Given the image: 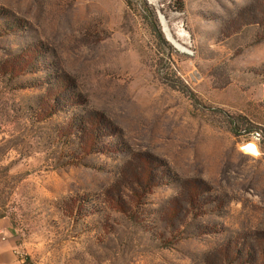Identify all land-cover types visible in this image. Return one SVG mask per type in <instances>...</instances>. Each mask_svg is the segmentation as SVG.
<instances>
[{
    "label": "rangeland",
    "instance_id": "obj_1",
    "mask_svg": "<svg viewBox=\"0 0 264 264\" xmlns=\"http://www.w3.org/2000/svg\"><path fill=\"white\" fill-rule=\"evenodd\" d=\"M144 1L181 49L142 0H0V218L25 264H264V0Z\"/></svg>",
    "mask_w": 264,
    "mask_h": 264
},
{
    "label": "crops",
    "instance_id": "obj_2",
    "mask_svg": "<svg viewBox=\"0 0 264 264\" xmlns=\"http://www.w3.org/2000/svg\"><path fill=\"white\" fill-rule=\"evenodd\" d=\"M18 237L8 218H0V264H25L14 251L19 249Z\"/></svg>",
    "mask_w": 264,
    "mask_h": 264
},
{
    "label": "trees",
    "instance_id": "obj_3",
    "mask_svg": "<svg viewBox=\"0 0 264 264\" xmlns=\"http://www.w3.org/2000/svg\"><path fill=\"white\" fill-rule=\"evenodd\" d=\"M142 1H143V4L146 6V8H148L147 10H148V12L150 13V15L152 17L153 24L156 27V29H157V31L159 33V36L163 39V33L161 31V24H160V19L158 17L157 9H155L154 7L148 6V4L144 0H142ZM166 241H167V239L165 238V242Z\"/></svg>",
    "mask_w": 264,
    "mask_h": 264
},
{
    "label": "bare ground",
    "instance_id": "obj_4",
    "mask_svg": "<svg viewBox=\"0 0 264 264\" xmlns=\"http://www.w3.org/2000/svg\"><path fill=\"white\" fill-rule=\"evenodd\" d=\"M150 1L155 2V0H150ZM162 22H163L164 30H165V32H166V34H167L169 40L172 41L173 43H175V44L178 46V48H179L180 46H179L176 42H174V41L172 40V38H171V36H170V34H169V29H168V27H167V22H166L164 19H162ZM175 44H174V45H175ZM176 45H175V46H176ZM180 49H181V47H180ZM249 152L257 153V152H255V146L250 145V150H249Z\"/></svg>",
    "mask_w": 264,
    "mask_h": 264
},
{
    "label": "built area",
    "instance_id": "obj_5",
    "mask_svg": "<svg viewBox=\"0 0 264 264\" xmlns=\"http://www.w3.org/2000/svg\"><path fill=\"white\" fill-rule=\"evenodd\" d=\"M250 145H253V144H250ZM250 145L246 146L245 150L249 151L250 150ZM253 146H255V145H253ZM255 152H257V154H258V150H257L256 146H255ZM14 253L19 258V260L25 262V257H24L23 253L19 249L15 250Z\"/></svg>",
    "mask_w": 264,
    "mask_h": 264
},
{
    "label": "water",
    "instance_id": "obj_6",
    "mask_svg": "<svg viewBox=\"0 0 264 264\" xmlns=\"http://www.w3.org/2000/svg\"><path fill=\"white\" fill-rule=\"evenodd\" d=\"M159 14H160V20H161V22H162V19H164L165 20V18H164V16L162 15V13L161 12H159ZM166 21V20H165ZM165 32V31H164ZM166 34V33H165ZM169 34H170V32H169ZM170 36H171V34H170Z\"/></svg>",
    "mask_w": 264,
    "mask_h": 264
}]
</instances>
